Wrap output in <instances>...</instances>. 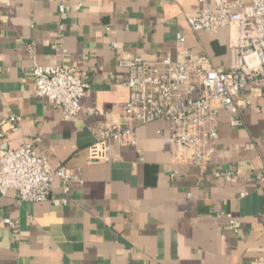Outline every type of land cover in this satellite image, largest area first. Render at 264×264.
I'll return each instance as SVG.
<instances>
[{"label": "crops", "instance_id": "0c3cea01", "mask_svg": "<svg viewBox=\"0 0 264 264\" xmlns=\"http://www.w3.org/2000/svg\"><path fill=\"white\" fill-rule=\"evenodd\" d=\"M215 1L0 0V124L11 115L23 119L17 132L2 136L0 128V149L32 144L53 169L64 167L82 180L71 187L68 206L51 200L61 195L60 182L42 203L19 205L15 191L0 194V264H264L259 92L243 96L239 115L220 112L207 168L174 162L164 120L140 126L136 148L115 145L113 162L90 156L99 127L120 121L130 98L119 60L141 56L155 63L170 56L178 63L190 51L229 68L232 31L195 33L185 17ZM62 4L70 8L63 31ZM29 47L41 66L70 65L88 74L91 87L78 119L65 120L34 95ZM237 117L241 126L232 125ZM5 218L19 222L18 231Z\"/></svg>", "mask_w": 264, "mask_h": 264}, {"label": "built area", "instance_id": "2783aa9c", "mask_svg": "<svg viewBox=\"0 0 264 264\" xmlns=\"http://www.w3.org/2000/svg\"><path fill=\"white\" fill-rule=\"evenodd\" d=\"M81 6L80 3L75 9ZM69 10L65 4L59 7L61 31ZM185 17L195 33H214L221 28L232 31L229 68H217L206 53L190 51H184L178 63L170 56L155 63L141 56L119 60V65L127 70L121 84L129 90L130 98L123 106L120 121L99 127L98 138L90 147L91 158L115 161V145L136 148L138 128L164 120L170 124L174 162L207 168L219 139L220 112L226 110L239 115V102L248 91L264 96V0H216L213 7L185 14ZM177 39L185 42L181 34ZM29 51L34 59L31 68L34 95L46 98L62 112L65 120L78 119L81 102L91 87L88 74L70 65L41 66L32 47ZM22 123V117L9 116L0 124L1 135L19 131ZM242 123L240 117L232 121L233 126ZM232 178V172L226 175L227 180ZM256 178L264 190V169ZM56 182L62 185V193L51 199ZM81 182L77 174L64 167L53 169L49 160L39 155L32 144L24 143L15 150L0 149V194L15 191L19 205L51 199L56 206H68L71 187ZM2 223L14 232L19 229V222L10 218L3 219ZM235 225L238 228L239 225Z\"/></svg>", "mask_w": 264, "mask_h": 264}]
</instances>
